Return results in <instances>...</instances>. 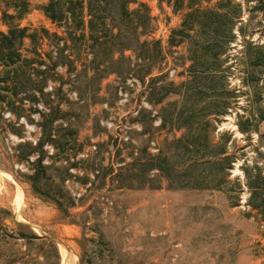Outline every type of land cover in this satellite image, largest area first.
<instances>
[{
    "label": "rangeland",
    "instance_id": "rangeland-1",
    "mask_svg": "<svg viewBox=\"0 0 264 264\" xmlns=\"http://www.w3.org/2000/svg\"><path fill=\"white\" fill-rule=\"evenodd\" d=\"M138 2L148 6L152 38L167 52L166 82L177 84L183 78L180 69L169 70L167 41L181 16L157 0ZM44 3L32 0L20 26L60 33L40 11ZM250 28L256 31L252 41L264 44L263 18L255 15ZM5 30L0 23V32ZM45 44L42 52L48 50ZM56 73L62 93L54 92L57 82H49L45 92L62 101L54 124L57 147L44 146L42 164L52 182H63L64 195L74 205L59 209L31 188L38 153L24 145L34 147L41 138L40 115L0 114V264H264V226L246 207V191L238 200L227 193L235 177L242 181V161L234 164L230 185L188 187L191 171L183 169L190 159L174 142L183 131L161 128V109L178 100L173 88L159 92V83L148 84V78L141 83L126 74L78 70L68 75L63 68ZM162 96L161 104H153ZM223 131L232 133L231 152L254 157L234 117L217 125L216 134ZM158 154L178 168L172 184L150 167V157Z\"/></svg>",
    "mask_w": 264,
    "mask_h": 264
},
{
    "label": "trees",
    "instance_id": "trees-1",
    "mask_svg": "<svg viewBox=\"0 0 264 264\" xmlns=\"http://www.w3.org/2000/svg\"><path fill=\"white\" fill-rule=\"evenodd\" d=\"M31 1L0 0V23L6 28L0 32V114L17 119L33 112L40 115L41 138L34 147L24 145L31 154L38 153L29 177L35 193L48 197L59 209L74 205L64 195L63 182H52L48 167L42 164L44 146L57 147L54 124L60 119L62 101L45 92L49 82H57L54 92L62 93V77L56 71L126 74L141 83L147 78L148 84L159 83L155 88L159 92L170 86L178 97L161 109V128L183 131L174 142L190 159L182 168L191 171L188 187L230 185L234 164L241 160L242 181L235 177L227 193L238 200L245 190L246 207L264 226V44L252 41L256 31L250 28L255 15L264 20V0H157L181 16L167 41L173 60L169 70L180 69L178 76L183 78L177 84L166 82L168 73H163L162 64L167 52L152 38L153 18L146 4L138 0H45L39 9L60 31L50 33L20 26ZM45 42L48 50L42 52ZM155 71L157 75L152 76ZM163 98L153 104H161ZM242 99L244 104H240ZM39 105L41 110H33ZM227 116L234 117L238 133L252 146L253 158L230 151L229 131L216 134L217 125ZM253 136L256 143L251 145ZM150 167L170 184L172 173L178 172L161 154L150 157Z\"/></svg>",
    "mask_w": 264,
    "mask_h": 264
}]
</instances>
